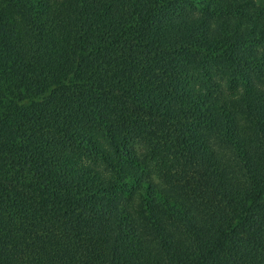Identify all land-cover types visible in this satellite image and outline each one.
<instances>
[{
  "label": "trees",
  "instance_id": "1",
  "mask_svg": "<svg viewBox=\"0 0 264 264\" xmlns=\"http://www.w3.org/2000/svg\"><path fill=\"white\" fill-rule=\"evenodd\" d=\"M0 264H264V0H0Z\"/></svg>",
  "mask_w": 264,
  "mask_h": 264
}]
</instances>
